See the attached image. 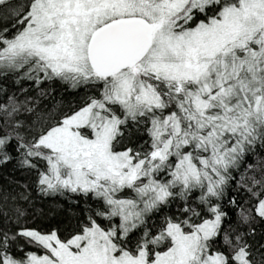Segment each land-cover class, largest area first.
<instances>
[{"label": "snow or ice", "instance_id": "6c2138e0", "mask_svg": "<svg viewBox=\"0 0 264 264\" xmlns=\"http://www.w3.org/2000/svg\"><path fill=\"white\" fill-rule=\"evenodd\" d=\"M13 162L75 228L0 183V264H264V0H0Z\"/></svg>", "mask_w": 264, "mask_h": 264}, {"label": "trees", "instance_id": "16d2710c", "mask_svg": "<svg viewBox=\"0 0 264 264\" xmlns=\"http://www.w3.org/2000/svg\"><path fill=\"white\" fill-rule=\"evenodd\" d=\"M25 3L26 0H19ZM27 87V84L25 85ZM11 87V82H9ZM54 100H46L45 103L52 104L56 100L70 98L72 95L63 90V86L59 83L54 85ZM34 94V93H32ZM35 173H27L15 167V162L0 168V183L8 185L20 192L24 190L21 186L28 185L27 191L30 193V201H19L18 203L26 209L27 216L25 218L26 226L29 228L39 227L43 231L51 228H59L62 237L67 236L75 228V221L71 219L68 209L70 207L68 201L61 197H43L38 195L35 186ZM19 182V183H15ZM27 250V249H26ZM35 250V249H32Z\"/></svg>", "mask_w": 264, "mask_h": 264}]
</instances>
